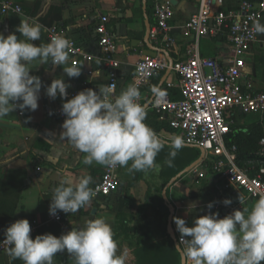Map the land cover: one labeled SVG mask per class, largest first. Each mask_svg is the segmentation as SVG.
Returning <instances> with one entry per match:
<instances>
[{
	"label": "crops",
	"instance_id": "crops-1",
	"mask_svg": "<svg viewBox=\"0 0 264 264\" xmlns=\"http://www.w3.org/2000/svg\"><path fill=\"white\" fill-rule=\"evenodd\" d=\"M14 1L22 5L23 12L0 13V33L5 37L15 32L22 19L32 18L44 26L40 40L32 41L33 44L38 46L48 43L51 39L50 29L58 27L95 57L92 62L81 61L77 65L81 67V75L78 78H69L63 71L65 66H72L70 58L67 65H55L51 60L45 64L34 61L30 65V74L39 76L42 81L37 110H24L23 114H20L21 110L16 109L8 116L0 118V236L4 235L10 224L19 219H27L30 222L37 218L40 221L38 232L31 237L34 239L36 235L45 233L58 237L73 227H83L87 220L103 217L112 226L114 239L118 244L117 254L127 248L129 253L127 264H153L154 259L161 254V248L167 243V234L169 235L167 228L165 231V220L155 206L163 209L164 203L172 201L171 206L175 208L173 217L184 219L187 226H191L194 219L210 212L219 213V218H223L233 210L247 208L251 211L256 200L247 196L243 190L225 189L222 181L211 173L206 177H199L198 171L203 167L200 164L201 156H194L195 146L184 144L175 158L169 156L170 149L166 145L155 159L158 168L147 172H130L128 167L132 162L129 161L128 167L119 168L120 185L113 194L100 197L75 213H67L63 221L52 220L49 205L53 189L62 180L67 179L76 183L86 176L91 178L89 187H93L101 178L105 166L95 162L85 164V154L59 136L65 118L53 114L52 111L64 100L59 96L54 100L50 99L45 94L46 87L54 79H64L65 83L71 85L67 89L68 98L72 93L87 88L98 91V86H108L109 67L99 48V36L96 32V25L104 15L109 17V27L118 35V52L115 57L120 61L117 87L120 92L132 83L136 62L141 55L161 51L148 47L144 39L146 27L144 10L141 12L143 0ZM176 1L172 20L175 46L166 48L155 45L149 36L150 43L160 49H166L173 61L186 58L187 50L196 43L193 32L188 31L185 24L199 5L198 0ZM241 1L225 0L223 5L225 8L235 7ZM153 19L151 28L156 21L154 0ZM118 24L122 26L121 31L117 29ZM15 34L18 40L23 38L21 33ZM197 46L203 55L215 57L220 61L229 60L231 56L230 42L224 36L202 37ZM245 60L247 64L245 72L253 79L256 91L264 92V35H259L258 41L246 53ZM166 70L162 72L158 84L156 83L158 77H155L142 89L143 106L147 113L144 122L164 140H168L172 135L180 136V133L173 128H153L154 123L169 124L168 119L161 118V115L155 116L151 105L145 107V104L153 95L151 91L153 86L160 88L161 91L168 81L178 80L177 75L171 70L160 86ZM167 90L174 98L180 97L177 88ZM257 123H260L264 132V115L238 113L236 119L238 128L248 131ZM184 149L188 153H182ZM169 159H172L171 166L166 163ZM185 169L188 170L183 172ZM174 177L177 178L168 186ZM166 188L168 200L163 195ZM148 194L153 201L142 210L139 209L147 202ZM239 196L242 197L241 203ZM224 199H231L232 203L225 206L222 203ZM209 202H214L211 210L207 208ZM181 245V248L186 247L184 244ZM0 264H23V261L13 260L6 251H3L0 254ZM53 264H74V258L66 251L57 253L53 257Z\"/></svg>",
	"mask_w": 264,
	"mask_h": 264
},
{
	"label": "clouds",
	"instance_id": "clouds-1",
	"mask_svg": "<svg viewBox=\"0 0 264 264\" xmlns=\"http://www.w3.org/2000/svg\"><path fill=\"white\" fill-rule=\"evenodd\" d=\"M44 28L32 18H24L16 26L15 32L6 37L0 33V118L16 109L35 111L42 88L39 76L31 75L34 61L40 64L51 60L55 65H67L72 42L64 35H55L46 44L35 45L32 41L41 38ZM255 33L264 35V24L256 21ZM64 73L69 78H78L81 67L65 66ZM99 75V74H97ZM71 85L64 79H54L45 89L50 99L59 96L61 113L65 119L59 136L85 154L84 163L93 162L115 169L118 165L131 171L147 172L158 168L155 159L167 145L169 156L175 158L184 147L181 136L172 135L168 140L160 138L144 121L147 113L140 104V91L136 84H130L118 96L113 95L111 86H98L78 92L71 99L67 89ZM154 96L164 95L159 88L151 89ZM52 114L51 112L49 113ZM171 166L172 159L166 161ZM90 177L78 182L62 180L53 189L49 214L58 211L75 213L88 206L96 196L89 187ZM240 203L242 197H238ZM227 206L231 199H224ZM214 202H209L211 210ZM176 230L180 233L181 264H261L264 262V195L257 199L251 211L233 210L231 214L219 218V213H209L194 219L191 226L182 218L173 217ZM31 226L27 219H19L4 231L0 247L13 259L23 264H53L57 253L67 252L74 258V264H127L128 250L118 252L112 226L105 218L90 219L83 227H73L67 233L55 236L51 233L31 238ZM187 237V238H186Z\"/></svg>",
	"mask_w": 264,
	"mask_h": 264
},
{
	"label": "built area",
	"instance_id": "built-area-1",
	"mask_svg": "<svg viewBox=\"0 0 264 264\" xmlns=\"http://www.w3.org/2000/svg\"><path fill=\"white\" fill-rule=\"evenodd\" d=\"M197 11L186 21L185 27L193 32L196 43L187 50L186 58L174 61L172 71L177 75L176 82L168 81L164 95L154 97L151 108L168 119L169 126L176 129L184 142L201 149L202 157L199 177L209 173L222 181L225 189L237 188L247 196L257 200L264 195V167L252 176L247 167L238 161L237 146L228 145V134L232 125L236 124L238 113L264 115V92L256 91L254 81L246 72L245 55L258 41L259 35L254 32L256 21L262 23L264 17V0H242L237 6L225 8V0H198ZM22 5L14 0H0V13H22ZM172 0H154L155 24L151 28L150 38L153 43L166 48H173L176 38L173 33ZM98 42L105 61L109 67L108 86L113 88V95L118 96V68L120 61L115 57L118 52V35L109 27V17H100L96 25ZM64 35L71 40L69 58L72 65L81 61L92 62L94 54L79 45L65 32L53 27L50 38ZM205 36H224L230 42L231 56L225 61L203 55L197 46ZM169 67L168 58L162 52L143 54L136 62L135 73L131 84H136L140 91L139 103L143 105L142 89L153 78ZM93 73V71H90ZM177 88L179 98H174L167 89ZM162 92V91H161ZM78 92L72 93L71 99ZM65 102V101H63ZM62 102V103H63ZM62 104L52 112L61 118ZM20 114H23L20 111ZM260 153L264 155V134L259 141ZM105 166L99 181L93 187L96 196H110L120 185L119 171ZM67 213L58 211L52 220L63 221ZM32 237L40 228V221L33 218L30 222ZM173 230L180 241V233L173 225ZM0 236V241L4 240ZM187 238V237H186ZM7 246L0 247V254ZM263 262H261L262 264Z\"/></svg>",
	"mask_w": 264,
	"mask_h": 264
},
{
	"label": "trees",
	"instance_id": "trees-1",
	"mask_svg": "<svg viewBox=\"0 0 264 264\" xmlns=\"http://www.w3.org/2000/svg\"><path fill=\"white\" fill-rule=\"evenodd\" d=\"M143 3H141V6ZM140 6V7H141ZM122 9L124 10L125 8L123 5L121 6ZM147 14L150 19V23L153 24L154 19H153V0H148L147 1ZM141 12H143V7H141ZM173 56V55H172ZM176 59H174L175 61ZM164 72V71H162ZM161 72V73H162ZM157 75V84L159 81V78H161L162 74ZM173 97V96H172ZM155 111V110H153ZM152 112V111H150ZM149 112V113H150ZM155 114V116L160 115L159 113L152 112ZM171 128L169 124L163 122L161 124L159 123H154L153 128ZM263 128L260 126V123H257L253 125V128L245 131L244 129H240L235 125H232L231 127V132L228 134V145H236L237 146V158L239 163L247 167L249 169L250 175L254 176L256 175L261 167H264V155L260 153V145L259 141L261 137L263 136ZM264 177V176H263ZM153 201L150 199L149 194L147 195V202L142 205L139 209L142 210V208H145L149 202ZM172 205V201L168 200L167 203L163 204V209H161L159 206H155L158 212H160L161 216L165 220V231L167 228V221H168V216L170 213L169 207ZM168 239L167 243L164 244V247L161 248V254L157 256V258L154 259L153 264H181L180 263V253L176 249L175 243L173 239L167 234Z\"/></svg>",
	"mask_w": 264,
	"mask_h": 264
},
{
	"label": "water",
	"instance_id": "water-1",
	"mask_svg": "<svg viewBox=\"0 0 264 264\" xmlns=\"http://www.w3.org/2000/svg\"><path fill=\"white\" fill-rule=\"evenodd\" d=\"M147 1L148 0H143V10H144V16H145V27H146V31H145V41L147 42V44H148V47H150V48H152V49H154V50H160L161 52H163V53H165V55H167V57H168V62H169V67L167 68V70H166V73H165V75L163 76V78H162V80H161V83H160V86H162L163 85V83H164V81L166 80V78H167V76H168V74L171 72V70H172V66H173V63H174V61H173V59H172V57H170V56H168V51L166 50V49H160L159 47H156L155 45H153L152 43H150V41H149V36H150V31H151V23H150V21H149V18H148V14H147ZM177 1L176 0H172V3L173 4H175ZM117 29L119 30V31H121V29H122V26H121V24H118L117 25ZM159 90H160V88H159ZM161 91L162 92H165L166 91V88L165 87H162V89H161ZM155 96H154V94L152 95V97H151V99L149 100V102L148 103H146L145 104V107H147V106H149L150 104H151V102H152V100H153V98H154ZM185 145H189V144H187V143H185ZM201 157H202V155H201ZM188 169H185L183 172H185V171H187ZM177 177H174L173 179H171V181H170V183L168 184V186L176 179ZM166 190H167V188L163 191V195H164V198L166 199V200H168V197H167V193H166ZM169 210H170V213H169V216H168V221H167V230H168V233H169V235L171 236V238L174 240V242H175V245H176V249L179 251V253H180V255H181V247H182V245L180 244L179 246H177L178 244H179V242H178V238H177V235H176V233L174 232V230H173V216H174V213H175V208H174V206H170V208H169Z\"/></svg>",
	"mask_w": 264,
	"mask_h": 264
},
{
	"label": "rangeland",
	"instance_id": "rangeland-1",
	"mask_svg": "<svg viewBox=\"0 0 264 264\" xmlns=\"http://www.w3.org/2000/svg\"><path fill=\"white\" fill-rule=\"evenodd\" d=\"M185 152L188 153L186 149L182 150V153ZM193 154L194 156H201L202 155L201 149L198 147H194Z\"/></svg>",
	"mask_w": 264,
	"mask_h": 264
}]
</instances>
